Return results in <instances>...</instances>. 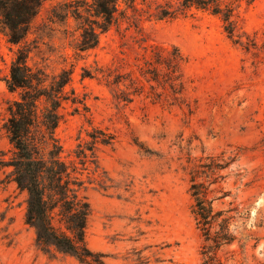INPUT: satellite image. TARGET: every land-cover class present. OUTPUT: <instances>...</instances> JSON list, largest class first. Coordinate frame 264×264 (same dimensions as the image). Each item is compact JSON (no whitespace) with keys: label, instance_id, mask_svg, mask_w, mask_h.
I'll list each match as a JSON object with an SVG mask.
<instances>
[{"label":"rangeland","instance_id":"1","mask_svg":"<svg viewBox=\"0 0 264 264\" xmlns=\"http://www.w3.org/2000/svg\"><path fill=\"white\" fill-rule=\"evenodd\" d=\"M178 2L135 0L118 28L101 34L97 46L81 58L73 47L86 24L95 20L91 0L43 1L20 44L10 45L0 34V160L10 156L2 124L5 101L12 95L3 79L13 53L22 47L28 64L50 77L72 68L65 90H73L81 103L63 104L55 130L65 158L86 138L90 125L114 134V142L98 153L109 188L89 185L85 192L91 206L87 244L105 255L106 264H134L138 249L144 255L158 252L173 264H200L188 169L199 157L221 151L236 159L221 172L226 176L220 186L231 195L225 201L234 199L250 212L239 232L245 246L224 248L226 264H264V0H239L236 43L228 39L220 19L206 11L158 18L160 10ZM150 44L177 46L185 56L190 115L151 103L144 95L117 103L102 82L81 77L83 69L98 66L136 72ZM8 172L0 167V264H80L35 247L33 230L23 222L25 194L6 177Z\"/></svg>","mask_w":264,"mask_h":264},{"label":"trees","instance_id":"2","mask_svg":"<svg viewBox=\"0 0 264 264\" xmlns=\"http://www.w3.org/2000/svg\"><path fill=\"white\" fill-rule=\"evenodd\" d=\"M43 1L0 0V34L8 44L23 42ZM238 2L179 0L176 7L160 10L158 18L172 19L191 9L206 11L220 19L228 39L236 43ZM134 4L135 0H91L89 6L95 20L82 29L81 39L73 47L75 55L81 58V53L95 48L99 36L112 27L118 28ZM147 47L148 55L136 65V72L115 73L108 66H98L91 71L82 68L81 77L102 82L117 103L128 104L134 96L144 95L151 103L185 109L190 115L193 109L185 96V56L174 45ZM27 59L28 52L18 47L3 79L6 91L12 95L5 101L2 124L10 156L0 160V167L9 168L6 177L25 194L23 222L33 230L34 245L39 251L67 255L80 264H106L105 255L87 244L91 206L85 192L89 185L103 191L109 188L104 179L110 178L99 167L98 153L101 147L114 142V134L90 125L86 138L79 139L65 158L55 130L63 104L81 103L73 90H65L72 68H62L50 77L43 69L29 65ZM225 153L201 156L190 162L188 169L190 213L201 239L200 264H226L224 248L234 243L241 249L245 246L239 232L245 228L250 212L234 199L225 201L231 195L220 186L226 176L221 172L236 160L235 156L225 158ZM142 251L134 250V264H173L158 252L144 255Z\"/></svg>","mask_w":264,"mask_h":264}]
</instances>
